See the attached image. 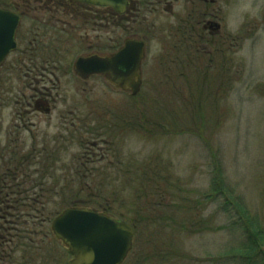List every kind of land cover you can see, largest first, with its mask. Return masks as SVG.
Returning <instances> with one entry per match:
<instances>
[{"label": "rangeland", "instance_id": "obj_1", "mask_svg": "<svg viewBox=\"0 0 264 264\" xmlns=\"http://www.w3.org/2000/svg\"><path fill=\"white\" fill-rule=\"evenodd\" d=\"M194 2L180 0L171 13L163 3L138 0L134 10L108 25L105 17L85 24L62 15V22L50 19L42 35L58 57L43 84L51 95L49 115L16 118L15 110L25 114L14 108L15 101L42 86L24 78L23 66L17 65L11 79L0 80V173L1 159L32 153L28 170L34 183L27 188L38 184L32 192L42 194L36 202L44 215L32 230L37 264L70 259L50 228L67 208L138 223L122 264H261V254L248 262L238 256L245 242L242 228L217 202L205 203L204 194L219 166L234 197L264 230V0L204 1L205 25L217 23L219 31L204 25L203 44L195 33L185 42L176 32L188 10L202 6ZM44 14L34 15L26 26L38 27L48 19ZM207 35L214 37L215 47L206 43ZM128 37L144 41L146 48L138 96L112 88L102 77L84 81L73 73L77 58L108 53L111 43ZM187 46L196 68L186 62ZM213 48L223 51L217 58L228 65L232 79L220 100L218 121L210 120L204 131L197 116L191 119L197 97L189 86L204 65V49L213 54ZM184 206L192 207L197 227L180 226Z\"/></svg>", "mask_w": 264, "mask_h": 264}, {"label": "trees", "instance_id": "obj_2", "mask_svg": "<svg viewBox=\"0 0 264 264\" xmlns=\"http://www.w3.org/2000/svg\"><path fill=\"white\" fill-rule=\"evenodd\" d=\"M74 6L73 8L81 7L79 9H84L82 6ZM205 7L206 9L209 8V6ZM68 9L69 8L64 9V15H72ZM105 15L106 12L103 11L102 14L97 13L96 17L97 19L101 17L103 19ZM82 16L83 15L79 14V16H76V20L81 24H85L86 20ZM205 17L206 12H204V18ZM115 18L120 19L122 16H113V20ZM206 37V43L210 44L211 47H215V45L218 44L214 43V37L211 35H207ZM121 42L122 41L113 42L112 49L115 50L118 48ZM188 48L189 46L184 50L186 51L185 56H187L186 62L189 63L188 66L190 68H196V66H193L195 63L193 62V57L188 53ZM109 50L110 49H107V51ZM213 50L215 53L210 54L204 49V65L202 64L201 70L196 72L199 77H197L195 85L191 84L189 86V90L194 88V92L191 93L190 91V95L197 97L196 103L191 102L193 105V115H191V119H195L197 116V121H199L198 126H201V129L202 126H204V131L210 120L214 122L218 119L220 100L225 99L228 85L232 79L228 65H226L223 60L222 62L218 61L217 58L219 55L221 56L220 53H223V51H218L217 48L216 50L213 48ZM48 53L50 60L58 57V50L56 47L51 46ZM184 66L186 65L184 64ZM180 75L184 76L182 72ZM193 93L195 94L193 95ZM31 154L32 153H30V155ZM30 155H23V157L15 156L14 158L8 159V161L1 159L0 264H37L36 260L40 258L38 253L39 249H35V245H33L35 239L32 238V235L36 237V232H32V230L35 228L36 222H41L38 221V219L43 217L44 211L41 207L42 205L39 206L40 203L36 202L37 197H42V194L38 192L39 194L34 197L36 194L32 192L38 187V184L33 185L29 189L27 188L29 183H34L31 178V173L28 170L29 164L33 163L32 161L34 159L30 158ZM46 171L45 169L44 172ZM42 179L43 177L38 182L39 186L42 185ZM40 187L42 191V186ZM209 187L210 191L204 194V202L208 204L217 202L220 211L227 217L235 219L236 225L242 228L245 242L239 248L238 256L246 259V262H248L253 256L261 254L263 258L261 264H264V230L262 222L257 217L252 216L246 210L243 203L234 197L233 192L228 188L224 173L219 166H217L216 170L212 173ZM74 206L79 207V204H74ZM181 208L183 212H185L183 215L181 214L183 219L180 222V226L183 229L197 227V222L193 224L194 220L192 219L195 217L191 212L192 207L189 206V208H187V206H184ZM185 208L187 209L185 210ZM187 210L189 211L187 212ZM130 225L134 228L135 233L138 223L134 221ZM205 225L204 222V230L207 229ZM38 233L39 232H37V235H42V233ZM43 237L46 238L47 234H45V236L43 235Z\"/></svg>", "mask_w": 264, "mask_h": 264}, {"label": "water", "instance_id": "obj_3", "mask_svg": "<svg viewBox=\"0 0 264 264\" xmlns=\"http://www.w3.org/2000/svg\"><path fill=\"white\" fill-rule=\"evenodd\" d=\"M84 4L111 8L123 14L131 0H74ZM0 16H3L0 13ZM18 19L13 17L8 28L7 47H1L0 62L15 47L13 34ZM210 29L219 31L217 23L209 22ZM142 40L128 37L114 52L106 55L91 54L77 58L73 73L82 80L101 76L112 88L136 97L142 87V63L145 59ZM51 232L62 243L71 257L64 264H122L131 252L134 230L129 224L107 215L81 208H67L51 223Z\"/></svg>", "mask_w": 264, "mask_h": 264}, {"label": "flooded vegetation", "instance_id": "obj_4", "mask_svg": "<svg viewBox=\"0 0 264 264\" xmlns=\"http://www.w3.org/2000/svg\"><path fill=\"white\" fill-rule=\"evenodd\" d=\"M138 0H132L128 3V7L126 11L119 15L125 17L129 13L130 10H134L136 7V3ZM144 1V0H143ZM152 2V0H149ZM158 5L164 4L165 7L170 8V12L173 11V6L180 0H154ZM187 1V0H186ZM192 3L194 1L200 2L202 6L200 9L190 8L185 18H181L179 20L176 32L181 33V38L183 41H191L194 36L198 38L199 43H204V25L206 21L204 20V1L206 0H188ZM214 2V1H213ZM144 3V2H143ZM152 4V3H151ZM76 6H82L84 9H79ZM194 5V4H192ZM196 5V4H195ZM194 5V6H195ZM69 8L70 14L72 15H64V9ZM103 9V10H102ZM98 9V7L83 4L74 0H0V13L3 16H0V48L7 47L9 34L8 28L11 25L12 18L15 17L18 19V24L15 28L13 34V43L15 44L14 48H11L3 60L0 62V80L2 79H11L17 71V65L23 66L25 68L26 73H24V78L26 80L31 81H40L42 83L41 90L34 91L35 94L30 95L28 98L24 95L20 98V100L15 101L14 108L16 109V105L19 106L20 110L25 114L22 115L21 112L15 110L16 118L20 121L26 118L27 115L32 113H44L49 115L51 112L50 93H45L43 90L47 91L45 85L50 81L48 76L50 73L49 65L51 61L48 57L49 53V45L47 41V35L43 37L42 33H46V28L48 27V21L62 22L58 19L59 15L65 16L67 18H71L72 20L76 19V16H79L80 10H83L82 17L86 20V23H91L93 19L96 17V11H105V21L108 25V22H112L113 16H117L118 14L114 13V11L110 8H102ZM137 10V9H136ZM155 10V9H154ZM40 14H48V19H42L40 25L38 27H32V25H27L28 21L33 22L34 15ZM44 14V15H45ZM197 14V15H196ZM91 20V22L89 21ZM94 23V22H93ZM205 27L210 30V25H205ZM23 29V30H21ZM46 31H45V30ZM199 29L202 30L199 32ZM34 36V37H33ZM112 39L109 38V42L111 43ZM107 49L109 53H112L114 50L113 43H111ZM200 44V48L203 45ZM202 46V47H201ZM93 46L88 45V50L92 49ZM176 49V48H175ZM1 52V50H0ZM99 53V52H89L86 55ZM102 54V53H101ZM105 54V53H104ZM203 54V53H202ZM103 55V54H102ZM199 59V57H197ZM176 63V61H174ZM19 70H22L21 68ZM48 74V75H47ZM93 77V76H91ZM90 77V78H91ZM88 78L87 80H89ZM84 80V81H87ZM2 105H0V108Z\"/></svg>", "mask_w": 264, "mask_h": 264}]
</instances>
